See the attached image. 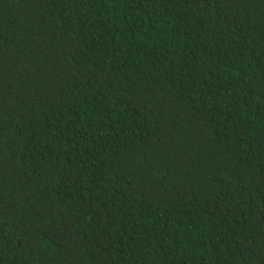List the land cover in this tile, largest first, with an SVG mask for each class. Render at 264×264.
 Segmentation results:
<instances>
[{
	"label": "trees",
	"instance_id": "trees-1",
	"mask_svg": "<svg viewBox=\"0 0 264 264\" xmlns=\"http://www.w3.org/2000/svg\"><path fill=\"white\" fill-rule=\"evenodd\" d=\"M0 264H264V0H0Z\"/></svg>",
	"mask_w": 264,
	"mask_h": 264
}]
</instances>
